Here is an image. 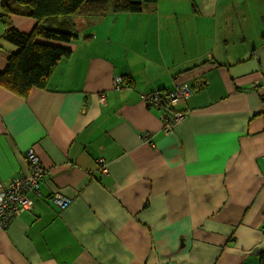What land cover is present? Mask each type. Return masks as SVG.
Here are the masks:
<instances>
[{"label": "crops", "instance_id": "crops-1", "mask_svg": "<svg viewBox=\"0 0 264 264\" xmlns=\"http://www.w3.org/2000/svg\"><path fill=\"white\" fill-rule=\"evenodd\" d=\"M76 24L45 88L0 86V182L27 170L29 148L49 170L0 230V264H260L264 0H158ZM6 27L0 71L18 49ZM178 84L194 94L167 133L143 95Z\"/></svg>", "mask_w": 264, "mask_h": 264}, {"label": "trees", "instance_id": "trees-1", "mask_svg": "<svg viewBox=\"0 0 264 264\" xmlns=\"http://www.w3.org/2000/svg\"><path fill=\"white\" fill-rule=\"evenodd\" d=\"M158 0H2L0 21L6 37L18 49L8 57L0 71V86L27 97L33 88H45L55 67L72 53L73 40L79 37L75 18L102 17L109 12H140ZM13 15L36 20L31 32L10 25ZM123 79V78H122ZM264 264V253L260 256Z\"/></svg>", "mask_w": 264, "mask_h": 264}, {"label": "built area", "instance_id": "built-area-1", "mask_svg": "<svg viewBox=\"0 0 264 264\" xmlns=\"http://www.w3.org/2000/svg\"><path fill=\"white\" fill-rule=\"evenodd\" d=\"M114 86L116 88L124 86L122 77L116 78ZM193 94L194 90L190 86L178 84L173 89L144 93L143 98L149 106L162 109L164 130L170 133L186 116V112L178 108L179 105ZM102 99H105L104 96ZM26 161L25 172L17 174L7 183L0 182V230L7 228L18 215L33 207L31 194L40 195V184L49 175L48 168L41 162L33 148L27 151ZM98 164L103 172H109L104 158H100ZM53 200L61 208L71 202V198L62 193H55Z\"/></svg>", "mask_w": 264, "mask_h": 264}, {"label": "rangeland", "instance_id": "rangeland-1", "mask_svg": "<svg viewBox=\"0 0 264 264\" xmlns=\"http://www.w3.org/2000/svg\"><path fill=\"white\" fill-rule=\"evenodd\" d=\"M83 16H78V17H76V19H75V22L77 23V20L79 19V18H82ZM83 18H85V17H83Z\"/></svg>", "mask_w": 264, "mask_h": 264}]
</instances>
